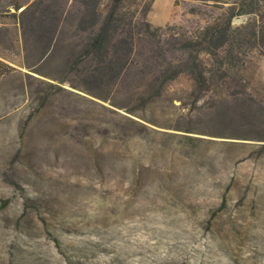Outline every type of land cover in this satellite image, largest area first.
Listing matches in <instances>:
<instances>
[{
	"label": "rangeland",
	"instance_id": "obj_1",
	"mask_svg": "<svg viewBox=\"0 0 264 264\" xmlns=\"http://www.w3.org/2000/svg\"><path fill=\"white\" fill-rule=\"evenodd\" d=\"M195 5L158 0L147 20L188 34L211 16ZM80 9L0 0V264H264V56L243 95L197 100L182 77L146 103L142 81L69 71Z\"/></svg>",
	"mask_w": 264,
	"mask_h": 264
},
{
	"label": "trees",
	"instance_id": "obj_2",
	"mask_svg": "<svg viewBox=\"0 0 264 264\" xmlns=\"http://www.w3.org/2000/svg\"><path fill=\"white\" fill-rule=\"evenodd\" d=\"M72 1L81 7L75 18L84 39L69 71L88 63L86 80L101 88L129 83L140 89L142 81L151 90L146 103L182 77L191 82L197 100L210 87L226 97L243 95L250 58L264 56V0H195L190 12L211 3V16L188 34L174 33L175 26L152 25L147 15L154 0L139 13L127 0ZM239 17L245 20L234 27ZM142 52L145 57L138 60ZM4 74L8 67L0 63V76Z\"/></svg>",
	"mask_w": 264,
	"mask_h": 264
},
{
	"label": "crops",
	"instance_id": "obj_3",
	"mask_svg": "<svg viewBox=\"0 0 264 264\" xmlns=\"http://www.w3.org/2000/svg\"><path fill=\"white\" fill-rule=\"evenodd\" d=\"M157 1L158 0H154V2H153V5H152V10H151V14L148 16V20H150V17L152 16V15H154V13H155V8H156V4H157ZM174 2H175V0H173V4H174ZM169 20H163V24H165V23H167ZM163 24H160V25H163ZM160 25H157L156 24V26H160Z\"/></svg>",
	"mask_w": 264,
	"mask_h": 264
}]
</instances>
